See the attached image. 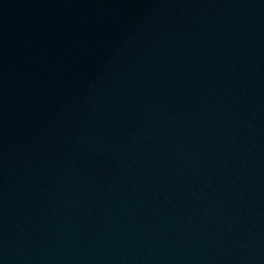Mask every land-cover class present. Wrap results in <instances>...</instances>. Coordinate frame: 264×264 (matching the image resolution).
I'll return each mask as SVG.
<instances>
[{"label":"water","instance_id":"water-1","mask_svg":"<svg viewBox=\"0 0 264 264\" xmlns=\"http://www.w3.org/2000/svg\"><path fill=\"white\" fill-rule=\"evenodd\" d=\"M0 264H264V0H0Z\"/></svg>","mask_w":264,"mask_h":264}]
</instances>
